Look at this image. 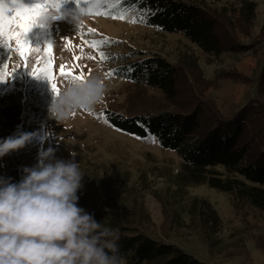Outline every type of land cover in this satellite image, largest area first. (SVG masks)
<instances>
[{
	"label": "rangeland",
	"instance_id": "rangeland-1",
	"mask_svg": "<svg viewBox=\"0 0 264 264\" xmlns=\"http://www.w3.org/2000/svg\"><path fill=\"white\" fill-rule=\"evenodd\" d=\"M189 1L202 4L217 17V33L224 48L222 54L206 53L181 33H162L140 22H131L137 15L135 10L128 11L126 19H114V15L125 10L120 3L115 4V0L101 3L100 10L108 11V16L83 12V22L79 24L82 27L70 16L58 17L47 27L34 25L26 39L34 47L43 48L52 43L54 82L59 93L67 81L59 75L60 65H65L66 71L71 69L75 75L83 73L84 79L100 75L107 91L95 107L89 108L90 111L78 110L60 123L49 111L57 94L46 77L33 76L22 66L11 77L0 81V97L7 93L29 98L36 93L48 107L47 120L31 142L0 157V174L3 177L19 163L34 166L38 153L51 147L57 158L74 159L79 163L85 174L83 184H86V178L96 180L104 172L124 174L127 182L125 186L121 185L122 193L128 197L130 193L132 196L138 192L144 194L150 219L143 222L142 227L151 236L176 244L211 264H264V212L248 204L235 209L229 193L207 184L179 188L174 182L182 163L177 152L163 148L157 139L153 143L124 132L107 119V111L132 116L161 111L187 113L199 106L202 131L236 115L251 120L249 134L264 126V94L258 93L256 84L264 59L261 41L264 0H252L257 7L251 25L241 21L238 15L243 0ZM23 2L30 5L37 0ZM57 2L61 4V11L80 9L77 0ZM4 3L7 7L11 0H4ZM111 4L115 7H110ZM105 37L109 42L99 48L85 43ZM66 38H71L70 45ZM244 45L249 46L246 51L242 49ZM101 51L107 59L100 58ZM125 54H131L130 60L162 56L176 65L175 100L170 101L158 87L134 83L113 72L123 64ZM39 57L40 53H33L27 58L29 68L38 65ZM24 63L15 51L9 52L0 46V66L7 64L8 72ZM16 135L17 132H13L0 140ZM73 152L75 156L71 155ZM195 198L211 202L222 219V228L216 234L217 242L211 250L201 237L197 213L188 212V206ZM122 264H126L124 259Z\"/></svg>",
	"mask_w": 264,
	"mask_h": 264
},
{
	"label": "trees",
	"instance_id": "trees-1",
	"mask_svg": "<svg viewBox=\"0 0 264 264\" xmlns=\"http://www.w3.org/2000/svg\"><path fill=\"white\" fill-rule=\"evenodd\" d=\"M120 4L123 9L135 10L137 15L144 9L150 10L145 21L140 22L148 27L162 33H181L209 54L220 55L224 51L217 33L218 19L200 3L189 0H120ZM256 7L255 1L243 0L238 11L240 20L251 25ZM261 33L264 44V23ZM247 47L244 45L243 51ZM130 58L131 54L122 56L123 64L116 69L119 77L158 87L170 101L175 100L176 65L162 56ZM262 62L256 84L258 93L264 94V59ZM200 111L199 106L187 113L161 111L132 116L107 111V119L116 128L141 138L148 133L155 134L163 148L177 152L182 158L174 179L179 188L207 184L229 193L235 209L248 204L264 212V126L249 134L251 120L236 115L202 131ZM47 117L48 107L39 94L23 98L6 93L0 97V138L13 132L17 135L22 132L35 134ZM262 119L264 122V116ZM25 167L19 163L3 177L18 182ZM126 182L122 173L104 172L96 180L86 178V184L78 192L80 207L94 214L101 225L117 230L120 255L126 264H211L176 244L148 234L142 227L143 222L150 219L143 201L144 194L138 192L132 196L130 193L128 197L122 193L121 187ZM188 212L197 213L201 237L209 249H213L216 234L223 224L217 210L208 200L195 198L189 204Z\"/></svg>",
	"mask_w": 264,
	"mask_h": 264
},
{
	"label": "clouds",
	"instance_id": "clouds-1",
	"mask_svg": "<svg viewBox=\"0 0 264 264\" xmlns=\"http://www.w3.org/2000/svg\"><path fill=\"white\" fill-rule=\"evenodd\" d=\"M82 15L80 9L61 11L56 0L36 24L47 27L70 16L79 25ZM106 91L100 75L67 79L50 114L66 121L78 110L95 107ZM34 135L22 132L0 140V157L25 147ZM23 172L15 183L0 177V264H122L117 230L101 225L78 204L85 175L79 163L57 158L49 147Z\"/></svg>",
	"mask_w": 264,
	"mask_h": 264
},
{
	"label": "snow or ice",
	"instance_id": "snow-or-ice-1",
	"mask_svg": "<svg viewBox=\"0 0 264 264\" xmlns=\"http://www.w3.org/2000/svg\"><path fill=\"white\" fill-rule=\"evenodd\" d=\"M103 0H77V5L80 7L81 12H95L97 15L108 16L110 13L108 11H101L100 6ZM56 3V0H37L33 4H25L23 0H11L9 6H5L4 0H0V46L8 49L9 52L15 51L19 57L25 61L23 65H17L11 72H8V65L3 64L0 66V81H3L9 77L20 67H25L30 70L33 76L46 77L50 83L53 91L58 95L59 89L57 84L54 82L56 76L54 75V65H53V46L52 43H47L43 48L34 47L27 39L26 34L36 25L37 18L40 16L41 11L48 6ZM82 3V6H80ZM120 3V0H115V4ZM115 4H111L110 7H115ZM87 5V7H84ZM132 9H125L117 15H114V19H126L127 12ZM150 13V10L144 9L138 15L133 16L131 22H144L146 14ZM82 27V25H79ZM90 32L95 31L94 29H89ZM67 44H71V38H66ZM109 42V38L105 37L103 40H92L89 43L93 48H99L102 44ZM33 53H40L39 63L37 66L29 68L27 64V58ZM101 59H107L105 54L101 51ZM78 60L79 57H76ZM131 71V69H128ZM118 70H113L116 72ZM112 74V73H109ZM59 75L65 77L66 79L73 80H83V73L80 75L73 74L72 70L66 71L65 65L59 66ZM89 110V109H85ZM90 111V110H89ZM105 122L107 119L105 118ZM140 138V137H137ZM144 139L150 140L151 142H156L155 134L148 133Z\"/></svg>",
	"mask_w": 264,
	"mask_h": 264
}]
</instances>
